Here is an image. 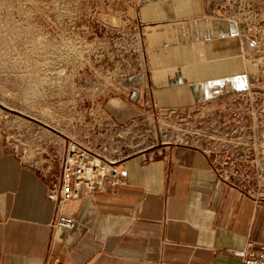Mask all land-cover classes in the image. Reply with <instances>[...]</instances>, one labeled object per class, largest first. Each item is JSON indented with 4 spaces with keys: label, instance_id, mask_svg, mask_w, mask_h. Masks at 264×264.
<instances>
[{
    "label": "crops",
    "instance_id": "0c3cea01",
    "mask_svg": "<svg viewBox=\"0 0 264 264\" xmlns=\"http://www.w3.org/2000/svg\"><path fill=\"white\" fill-rule=\"evenodd\" d=\"M146 66L108 106L126 123L152 108L192 110L251 79L239 24L207 14L202 0H145ZM120 162L124 182L68 202L76 223L53 239L47 179L0 132V264H242L264 253V202L212 168L204 148L165 145Z\"/></svg>",
    "mask_w": 264,
    "mask_h": 264
},
{
    "label": "rangeland",
    "instance_id": "374dc122",
    "mask_svg": "<svg viewBox=\"0 0 264 264\" xmlns=\"http://www.w3.org/2000/svg\"><path fill=\"white\" fill-rule=\"evenodd\" d=\"M145 0H0V132L50 181L69 144L100 158L194 143L245 169L228 180L264 202V0H202L239 24L252 66L241 90L192 110L152 108L120 123L108 106L146 66Z\"/></svg>",
    "mask_w": 264,
    "mask_h": 264
},
{
    "label": "built area",
    "instance_id": "2783aa9c",
    "mask_svg": "<svg viewBox=\"0 0 264 264\" xmlns=\"http://www.w3.org/2000/svg\"><path fill=\"white\" fill-rule=\"evenodd\" d=\"M194 144V143H192ZM211 159L212 168L221 177L228 180V174L245 169L244 165L235 161L232 156H220L216 150L204 149ZM162 154L163 152H158ZM152 151L148 158H155ZM125 175L120 168V162L93 155L89 148L81 144H69L59 161L58 173L48 181L47 197L53 204L54 215L51 221L53 239L62 230H72L75 219L65 213L68 202L82 196H96L101 192L111 190L121 185ZM242 264H264V253L247 247L242 257ZM47 264H66L59 258Z\"/></svg>",
    "mask_w": 264,
    "mask_h": 264
}]
</instances>
